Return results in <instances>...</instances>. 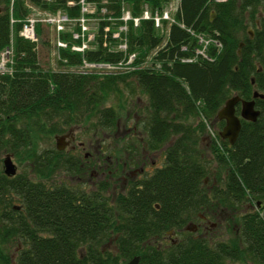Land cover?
I'll list each match as a JSON object with an SVG mask.
<instances>
[{"label":"trees","instance_id":"trees-1","mask_svg":"<svg viewBox=\"0 0 264 264\" xmlns=\"http://www.w3.org/2000/svg\"><path fill=\"white\" fill-rule=\"evenodd\" d=\"M28 1L47 11L60 9L70 18L79 13L77 0ZM94 1L106 11L97 15L93 40L82 51L71 50L78 39L68 30L57 31L55 37L67 45L53 46L62 68L52 69L39 65L37 39L18 34L28 12L26 1L0 0V50L11 47L7 69L0 72V152L28 160L44 179L56 171L72 173L74 157L40 141L89 115L101 127H110L115 107L101 104L126 79L145 94L141 142L156 148L173 140L160 166L114 196L106 183L85 189L0 170V264H120L136 254L137 264H224L225 249L213 250L206 241L187 237L157 245L154 240L212 201L221 206L240 202L246 182L260 185L264 95L255 97L259 113L254 120L240 118L231 144L214 130L216 140L210 141L208 153L217 183L211 187L203 183L209 160L198 156L197 142L206 120L216 122V110L226 97L237 93L250 98L252 89L264 94V17H257L264 0H177L169 11L172 20H162L160 27L151 19L129 20L121 36L126 51L137 54L133 63L140 65L115 74L79 71L77 66L82 60H120L122 51L115 48L119 37L111 33L121 22L122 9L139 15L144 6L161 10L168 0ZM254 18L259 26L249 37L247 20ZM35 32L37 38L42 35L41 24H35ZM197 34L220 45L210 43L206 56L196 54ZM217 122L221 127L222 121ZM108 241L112 250L104 248Z\"/></svg>","mask_w":264,"mask_h":264},{"label":"flooded vegetation","instance_id":"flooded-vegetation-1","mask_svg":"<svg viewBox=\"0 0 264 264\" xmlns=\"http://www.w3.org/2000/svg\"><path fill=\"white\" fill-rule=\"evenodd\" d=\"M257 26H259V19L254 18L253 22L249 24V27H246L247 32L249 30L251 32V34L248 32L249 37L253 36L252 28ZM255 97L252 98L251 96L250 98L253 99L254 107L258 109L254 102ZM237 107L238 110L236 112ZM239 108L240 102L238 101L234 104V112L237 115L239 113ZM217 121H222V127L224 120L216 118V122L213 124H217L218 127ZM139 123L140 120H138L136 116L132 125L133 131H136V125H139ZM221 127L218 128L220 129ZM218 130H216L217 133ZM71 133L72 132L69 128L66 129V131L53 133V135L57 134V136L59 134H64L63 140L66 141L65 145L61 148H57L55 142L54 149L57 152H61V154L72 155L76 161H74L72 173H68V171L62 172V174H68L65 175L64 181L85 189H96L104 183L110 187L109 182L111 180L108 178L111 175V168L107 167L109 166V162L106 163V160L104 159V164L102 163L103 165H101V159L97 158L95 160L96 166L94 163L93 165L89 163V158L85 155L86 152H78L84 147L83 142L74 141V136ZM142 136L143 135H140L139 138L141 139ZM205 143L206 145L208 144L207 142ZM166 144L168 145V139L164 140L156 148H148L146 144H143L141 151L137 155L133 154L134 157L132 159L121 161L120 170L124 171L123 173H126V175L128 174L126 178L122 176L119 178L121 192L125 191L130 181H135L146 176L147 171L151 169L155 163V159L152 158V155L156 156L158 154L159 156L164 147L166 149ZM79 154H81V156ZM159 157H163V154ZM135 162L137 165L134 168L127 169L129 163ZM259 165L261 166V169L259 170L262 173L258 178L260 182L259 187L255 188L253 185L246 182L240 202L233 203V201H231L230 204L221 206L212 201V205L200 207L190 215L182 218L183 222L180 226L165 230L161 239L154 240L156 241L155 243L157 245H166L167 243H173L176 241L185 242L188 240L187 237H192L198 241H206L212 245L213 250L222 252V249H225L223 252L225 255L224 264H264V159L260 160ZM206 180L207 176L203 178V183L206 184ZM57 181L60 182L63 180ZM209 182L210 184H206L207 187H211L213 184L217 183L214 175H211ZM114 185L115 182H111V187ZM108 193L111 196H114L117 192H112V194L108 191ZM179 233L181 236L178 235Z\"/></svg>","mask_w":264,"mask_h":264},{"label":"rangeland","instance_id":"rangeland-1","mask_svg":"<svg viewBox=\"0 0 264 264\" xmlns=\"http://www.w3.org/2000/svg\"><path fill=\"white\" fill-rule=\"evenodd\" d=\"M25 1H26L25 2L26 6L28 7L27 15L34 14L42 18L46 14V12L54 13V14L47 15V17L48 16L53 17V18H50L51 21H47L42 18L41 20L37 22L41 24V27H42V35L40 36L38 35V38H37V45H36L37 58H38L39 65L42 67H47V68H52V69H61L62 67L59 66L56 62V56L54 55V48H53L54 40L56 38L55 37L56 33L57 31L60 32V31L68 30L72 38L78 39L76 42H73V43L78 44L80 43V41L85 43L86 41L82 36L73 37V36H77L76 32H79L78 23L75 20H72L71 22H68V20H60L59 19L60 15H56L58 12L57 13L55 12L59 11L61 13L66 14L60 9H57L55 11H47L46 9H41L37 7L35 4L33 5V3L29 2L28 0H25ZM101 1L104 2V0H101ZM175 3H176V0H168L167 7L168 9H171V12L173 10ZM105 11L106 9H104L103 6H100L97 9V4L95 3V8H93L92 13L89 14V16L91 17L88 18L89 21H88L87 29L93 35V37H94L95 28H96L95 23L97 22V15L100 16L101 14H104ZM79 15H80V11L77 16ZM259 16L264 17V11L261 13H258L257 17ZM67 17L69 16L67 15ZM106 17L109 18L108 16ZM71 18H74V17H71ZM247 22L248 24H251L249 20H247ZM57 23L60 25L59 27L56 26ZM73 23L77 26L76 30H74L75 25H73ZM84 26L86 28V25ZM247 27H249V25ZM106 29H108V26ZM122 33L123 32H121L120 36H118L119 41L122 39L125 40L124 36H121ZM47 37H48V41H47ZM92 40L93 38L90 41ZM118 43L117 45H115V48L120 50L122 48L118 46ZM88 45L89 44H87V47ZM133 52L136 57L137 55L136 52L135 51ZM99 74H102V73H99ZM128 80L129 79H126L125 81L126 83L125 82L120 83L119 84L120 89L116 92L109 93L108 96L104 99V101L101 104V106L113 105L115 107L116 118L110 127H104V126L101 127L99 124L96 123L97 121L96 117L94 115H89L88 118L81 120L79 122H76V123L74 122V123L64 125L63 130H62V131H66V129L69 128L72 132L71 134L74 136V141L83 142L84 147L81 148V150L78 152L80 153L86 152L85 155L87 156V158H89L88 159L89 163H91L92 165L94 163L95 165V160L97 158L101 159L100 160L101 165L104 164L105 160H106L105 161L106 163L109 162L108 163L109 166L107 167L111 168V175L108 179L111 181L109 182L110 187L108 185V188H109L108 191L111 193L112 192L118 193L119 191L120 192L122 191L121 187H119V180H120L119 178H121V176L126 178V176L128 175V174L126 175V173H123L124 171L120 170L121 161L132 159L134 157L133 154L137 155L141 151V147L144 144V143H140L141 139L139 138L140 135H143V133L140 132L141 127L137 124L136 131H133L132 125L134 123V118L137 116L138 120H140L144 113L143 108L145 106V94L141 92V90L139 89L137 85L129 83ZM218 129L219 128L217 127V124H212V119L206 120L204 133L202 134V137L200 138V140H198L197 142V147L200 152L198 156H203L204 159L209 160V164L206 166L208 172H206V174L204 175V177L207 176L206 184H208L210 177L212 175L213 168H214L213 167L214 162L209 156L208 147L210 145V141H212V139H215L214 130H218ZM172 140H173V136L168 138V145ZM40 142H41V145L43 146L47 145L51 148L52 147L54 148L55 146L54 145L55 144L54 135L52 134V135L46 136ZM205 142H207L208 144L206 145ZM163 151L160 152L159 156L163 154ZM5 152H6L5 150L0 152V170H2V158L4 157ZM79 155L81 156V154ZM10 156H11L12 163L15 165L16 171L14 174H18V175L22 174L26 177L33 178V180L35 178V180L44 181V183H47L48 181H49L48 183L59 182L57 180H65L64 179L65 175H68V174H62V172L56 173L57 172L56 171L52 173L53 175L50 176V179H44L43 176L38 177L32 171L33 169L31 167V163L28 162V160H23L18 157L15 158L12 154H10ZM157 156L158 154L156 156L152 155V158L155 159V163L153 164V167H151V169L147 171L146 175L150 174L155 167L160 166L162 164L163 157H159V156L157 157ZM136 165H137L136 162L129 163V166L127 167V169L134 168ZM101 168L104 169L103 167ZM111 182H115V185L113 187H111ZM14 202H18V199L14 200ZM178 235L181 236L180 233ZM155 242L156 241H154V243ZM104 248L108 250L113 249L109 241L107 242ZM12 249H13V246H12Z\"/></svg>","mask_w":264,"mask_h":264},{"label":"built area","instance_id":"built-area-1","mask_svg":"<svg viewBox=\"0 0 264 264\" xmlns=\"http://www.w3.org/2000/svg\"><path fill=\"white\" fill-rule=\"evenodd\" d=\"M72 0H67V4H72ZM77 3L79 5V11L80 15L74 18H69L67 17L66 14L61 13L59 11H56V15H60V20H68V22H71L72 20H75L78 25H79V32L77 33V36L73 37H78L82 36L85 39V43L81 42L78 44L71 43L69 45V48L71 50L75 51H82L84 48L87 47V44H89V41L93 38V35L88 31V21L91 16H89L90 13H92L93 8H95V1L94 0H77ZM92 4V5H91ZM92 6V7H90ZM105 9V8H104ZM104 13V12H103ZM54 14V13H48L42 17L44 20L51 21L50 18L53 17H47V15ZM53 16V15H52ZM42 18L31 14V15H26L20 24L18 34L21 35L22 37L29 39V40H36L37 36L35 33V24L41 20ZM140 18H145V19H151L154 26L160 27L161 26V21L162 20H167L171 21L172 18L170 17L169 9L168 7H164L161 10L153 9L150 10L147 6H144L141 13L139 15H131L130 11L128 9H122V12L119 16V19L121 22L117 24V30L112 31L111 36L112 37H118L120 36V33L126 30V22L131 21L133 24H136ZM46 21V22H47ZM58 21V20H56ZM86 25V28L85 26ZM57 27L60 25L57 23ZM107 27L105 26L104 29ZM86 30V31H84ZM197 42H198V47L194 49L196 54H200L202 56H206L205 54V48L206 45L210 43H214L215 45L219 46L220 43L210 37H205L202 34H197ZM90 39V40H89ZM67 43L63 41L62 39L56 37L54 40V46H61L65 47ZM118 46L122 49L123 56L120 60L116 62H102V61H86L82 60L81 64L77 66V70L79 71H84V72H89V71H95L97 73H116L119 71H125V70H130L134 68H138L140 65L139 63H133L135 59V54L134 52H127L126 51V43L125 40L122 39L119 41ZM11 53V47L10 46H5L0 50V72L5 71L7 68V63L10 61ZM185 60H190V58H185Z\"/></svg>","mask_w":264,"mask_h":264},{"label":"water","instance_id":"water-1","mask_svg":"<svg viewBox=\"0 0 264 264\" xmlns=\"http://www.w3.org/2000/svg\"><path fill=\"white\" fill-rule=\"evenodd\" d=\"M251 34L250 30L248 31ZM252 81V79H251ZM252 98L255 96H263V93L253 89L251 93ZM240 98L238 94L234 93L226 97L220 107L216 110L215 117L223 119L224 124L218 130V135L221 138H226L229 143H232L240 128V117L247 120H254L258 115V109L254 107L253 99ZM240 102V108L238 115L234 112V104ZM64 134L54 135L56 147L61 148L65 145L63 140ZM2 171L6 175H13L15 173V165L12 163L9 153H5L2 158ZM138 255H133L129 259L123 261L120 264H137Z\"/></svg>","mask_w":264,"mask_h":264}]
</instances>
